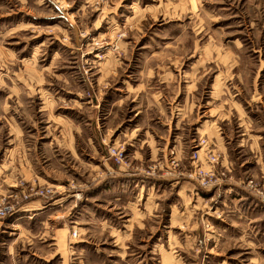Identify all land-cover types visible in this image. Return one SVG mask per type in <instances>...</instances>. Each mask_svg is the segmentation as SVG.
I'll list each match as a JSON object with an SVG mask.
<instances>
[{
	"label": "rangeland",
	"instance_id": "1",
	"mask_svg": "<svg viewBox=\"0 0 264 264\" xmlns=\"http://www.w3.org/2000/svg\"><path fill=\"white\" fill-rule=\"evenodd\" d=\"M15 136L47 141L39 165L56 168L64 146L83 154L66 158L69 184L49 186L92 251L66 263L264 264V0H0L1 153ZM202 146L219 187L191 178ZM12 160L0 155V197L48 186ZM137 179L162 180V197L145 204ZM26 237L17 256L33 264Z\"/></svg>",
	"mask_w": 264,
	"mask_h": 264
},
{
	"label": "crops",
	"instance_id": "2",
	"mask_svg": "<svg viewBox=\"0 0 264 264\" xmlns=\"http://www.w3.org/2000/svg\"><path fill=\"white\" fill-rule=\"evenodd\" d=\"M105 102L107 101L105 100ZM94 104L98 106L97 102H94ZM156 105L163 109L160 103ZM161 113H165V110L161 111ZM148 134L149 137L155 138V135L150 131L148 132ZM242 135L243 137L247 136V140H249L250 137H255L257 139L263 138V135L253 136V135H248L246 133H243ZM93 139L96 142H98V144L100 143L98 139V135L95 134ZM25 141L26 139L20 140L17 136H15L10 141L16 143L14 148L7 149L2 153L0 150V155L4 153V156L15 158L14 161L12 160V163L13 162L15 163L17 174H20L22 178H26L28 180H30L33 177H37L39 178L38 179L39 181L41 180L42 182L48 184V186H53V187L54 185L55 187L56 185H58L57 187H61L62 185L61 183L69 184L71 182L72 166L70 163L66 162V158L70 159L71 157H75V156L82 157L83 156L82 153H80L77 149L66 150V146H64L63 153L59 154L61 158L60 159L58 158V166L56 167L59 169L58 171L56 170V168H51L50 164H48L49 163L48 159L44 161L45 164L39 165V162L43 160V156L42 157L41 155L37 156V154L39 153L41 154L46 151V149L48 148L46 146L47 141L43 140L39 144L34 145L33 148L26 146ZM88 141L89 142L92 141V138H89ZM102 143L104 144L103 141H101V144ZM132 147L134 149L135 145H132ZM32 150L35 153H33ZM256 156L259 159L257 162L260 163L259 167L262 175L264 176V159H263L264 150H260L258 146L256 149ZM0 172L3 173L2 171ZM58 172L60 174H58ZM165 180L166 179H164V181ZM159 181L162 180H156V182H154L153 179L152 181H148L146 186H142L141 183H143L144 181L137 179L135 182V187L138 186L140 187V189L138 190L139 192H137L136 196L137 197L140 195L141 197L146 196L145 204L148 202L147 199L150 198V195L152 193H155L156 196L158 197H162V190L156 189L158 187L161 188V184H159L160 183ZM130 185L132 186V182L129 183V186ZM171 185H173V183ZM70 186L71 185L62 186V187L70 188ZM62 195H63L62 193L58 194L55 200L35 199L31 202H28L24 204L21 208L22 210L21 212L26 213L25 215L20 216L19 214L17 216H13L9 218L10 219L9 221L0 222V264H24L26 258L25 256L24 257L17 256L19 252V248L15 244H17L18 242H22L24 238L21 239V237L25 235H27L26 237L28 239L27 242H32V245H34L35 247V249L32 250V252H30V255L33 257V261L35 262L37 261L36 263L33 264H52L53 261L57 258V256L60 259H62L61 264H71V263H66L65 260L66 257L64 256V254L67 255L68 252L70 255H72V253L78 255V258L85 261V263L88 262L87 253L91 254L92 251H90L89 245H87L86 240L81 238V235H83L84 233L77 232L78 240L77 242L74 243L72 247L68 246L67 248H65L63 246V243L65 242L71 243L72 233L74 232L75 228L77 229H82V228H78L77 222H73V216L72 217L68 216L66 218L65 215L66 213L62 217H60L61 215L60 216L58 215L59 217H55V215H57L56 213L58 212H53V211H55L57 207L64 204L65 201L63 200H66L65 196L62 197ZM126 206L129 207L130 203H127ZM261 208L262 209L259 210V213L262 212L261 227L264 229L263 204ZM22 218L28 219L27 222L23 221V224H21V222H18V220H21ZM77 218H79L78 220H82V217H77ZM87 218H89V216ZM56 219H58L61 222L64 221L61 225H59L58 228H56V224H54L57 221ZM130 221L131 219L129 217L127 219L128 224L130 223ZM68 222L70 225L74 224V226H68ZM18 229H20V231H17ZM128 232L129 230L127 231V234H129ZM8 238H11L10 244H8ZM57 241L60 242V245L58 247L56 245ZM83 261H81L82 262L81 264H84Z\"/></svg>",
	"mask_w": 264,
	"mask_h": 264
},
{
	"label": "built area",
	"instance_id": "3",
	"mask_svg": "<svg viewBox=\"0 0 264 264\" xmlns=\"http://www.w3.org/2000/svg\"><path fill=\"white\" fill-rule=\"evenodd\" d=\"M204 146H202L198 151L194 152V158L196 159V162H194V171L192 172L191 178L196 180L198 182V185L202 188H216L221 186L220 184L223 182V179L218 176H212L206 178V175L201 174L202 170L199 168V163L206 162L209 165H213V162L215 161V158L211 159L208 155L205 156V158H201V151ZM116 156V152L114 151L113 157ZM197 164V165H196ZM214 167V166H213ZM211 167V168H213ZM222 180L220 184H218V181ZM39 188V189H37ZM15 190V191H14ZM20 190V191H18ZM10 191H13L12 193H20L18 196H13L12 193L10 196L6 197H0V220H5L7 218H10L21 211V208L24 204L28 203V201L32 200L33 198H40L43 200L50 199V195H53L54 193L53 188L46 186H26L24 184H21L20 187H16L15 189H10ZM8 191V192H10ZM258 199L264 204V193L257 191ZM74 236H77V232H73Z\"/></svg>",
	"mask_w": 264,
	"mask_h": 264
}]
</instances>
